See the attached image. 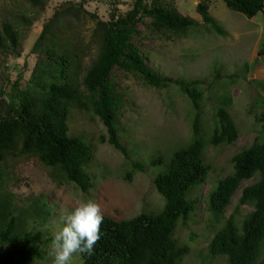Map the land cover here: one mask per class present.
Listing matches in <instances>:
<instances>
[{"label":"trees","instance_id":"1","mask_svg":"<svg viewBox=\"0 0 264 264\" xmlns=\"http://www.w3.org/2000/svg\"><path fill=\"white\" fill-rule=\"evenodd\" d=\"M43 9L46 0H24ZM86 0L68 5L44 25L32 53L36 63L25 88L16 80L3 98L0 88V264H31L41 259L44 239L42 227L49 216V205L42 195L34 198L27 208L16 204L14 195L4 187L5 172L1 162L6 159L36 157L43 165L52 168V178L58 182L75 183L87 192L94 186L93 175L86 170L94 158L91 134L71 133L68 120L74 109L95 116L103 124L106 141L113 148L128 153L121 143L118 118L123 107V95L113 81V70L120 68L141 75L147 84L164 89L171 83L185 94L194 108H198L202 79L171 78L158 71L157 63H147V57L135 45L139 36L138 24L149 19L147 28L152 34L170 33L183 35L197 24L183 16L162 0H134L131 9L123 14L112 13L107 21L88 12ZM206 0H199L196 11L203 24L217 34L225 30L209 14ZM227 8L248 19L264 18V0H223ZM89 14L95 19L90 42L95 56L83 64L89 45L84 44L76 24L59 23L63 15ZM27 23V22H26ZM65 29L63 34L62 30ZM67 31V33H66ZM18 30L9 22L0 27V52L4 55L21 52ZM264 58V39L259 44ZM149 57V61H151ZM245 70L248 65L245 63ZM219 77V75H218ZM264 91V80H254ZM217 125L208 142L214 146L232 145L238 131L225 108L215 113ZM199 114L193 122L194 134L198 133ZM259 136L253 144L233 156V171L219 180L208 194V207L216 220L222 218L233 195L241 183L257 180L241 189L239 204L251 205L249 212L238 225L233 215L225 218L223 225L208 244L212 256H225L227 264H264V108L256 115ZM207 142L196 137L189 145L176 150L166 168L153 180L156 192L164 199L157 212H141L130 219H116L104 214L101 238L94 245L90 256L81 257V264H179L188 247L179 245L174 234L178 223L186 222L195 212L197 201L189 194L203 184L211 171L205 162ZM162 159L152 160L155 166ZM134 168L143 169L137 161ZM128 177H130L128 173ZM20 212V215H17ZM30 216L38 226L23 228Z\"/></svg>","mask_w":264,"mask_h":264},{"label":"rangeland","instance_id":"2","mask_svg":"<svg viewBox=\"0 0 264 264\" xmlns=\"http://www.w3.org/2000/svg\"><path fill=\"white\" fill-rule=\"evenodd\" d=\"M74 2L80 0H46L42 9L24 0H0V27L3 22L13 24L21 40L19 56L0 52V88L4 90L5 100L16 80L21 88L26 87L37 58L32 49L44 25L55 13ZM133 2L86 0L84 9L107 21L112 13L123 14L131 9ZM162 2L197 24L180 36L162 32L152 34L147 28V18L138 24L140 35H135L134 43L147 57V63L152 66L156 62L158 71L166 76L204 80L199 85L198 108H194L190 99L173 83L164 89H156L141 75L115 68L113 81L123 95L124 103L118 118L119 135L128 157L106 141H100V135L106 137V130L97 117L74 109L68 120L70 132L91 134L89 139L94 144V158L86 165V170L93 175L94 186L84 192L73 182H58L52 178V168L32 156L1 162L5 172L4 187L12 192L16 204L25 208L34 198L44 197L49 205V216L41 229L44 239H52L59 226V217L88 200L97 202L105 215L116 219H130L141 212L161 210L164 199L155 190V175L166 168L176 150L199 137L207 142L204 159L211 171L207 180L189 194L197 201L195 212L186 222L180 221L175 231L178 244L188 247L179 264H227L225 256L209 253L208 244L225 218L233 215L240 225L253 210L251 205L239 204L238 199L241 189L254 183L257 177L241 183L219 220L209 210L208 194L219 180L232 173L231 156L249 148L259 136L256 115L264 108V91L254 80H264V58L258 49L264 39V18L259 15L248 19L227 8L223 0H206L209 14L225 30L224 35H219L203 24L196 11L199 0ZM63 16L65 18L58 19L59 23H75L84 44L89 45L83 60L87 65L95 56L90 38L96 21L84 13L79 14V19ZM62 32L64 34L65 29ZM245 63L247 70L243 67ZM221 107L229 112L236 124L238 138L232 145L214 146L208 140L217 127L215 113ZM196 114L200 121L198 133L194 134ZM155 159H162V162L150 165ZM137 161L144 164L143 169L134 168L133 163ZM26 219L24 229L38 226L30 216ZM41 250V259H34L31 264H52L51 240L44 242ZM81 262L82 259L76 264Z\"/></svg>","mask_w":264,"mask_h":264},{"label":"clouds","instance_id":"3","mask_svg":"<svg viewBox=\"0 0 264 264\" xmlns=\"http://www.w3.org/2000/svg\"><path fill=\"white\" fill-rule=\"evenodd\" d=\"M104 213L94 200L81 203L58 219L51 239L52 264H76L93 253L101 238Z\"/></svg>","mask_w":264,"mask_h":264},{"label":"water","instance_id":"4","mask_svg":"<svg viewBox=\"0 0 264 264\" xmlns=\"http://www.w3.org/2000/svg\"><path fill=\"white\" fill-rule=\"evenodd\" d=\"M259 55H260V53H259Z\"/></svg>","mask_w":264,"mask_h":264}]
</instances>
